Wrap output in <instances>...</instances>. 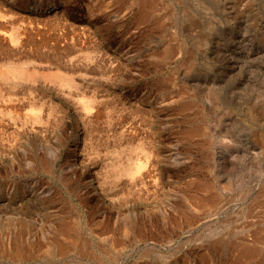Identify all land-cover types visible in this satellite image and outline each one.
Returning a JSON list of instances; mask_svg holds the SVG:
<instances>
[{"label":"rangeland","instance_id":"374dc122","mask_svg":"<svg viewBox=\"0 0 264 264\" xmlns=\"http://www.w3.org/2000/svg\"><path fill=\"white\" fill-rule=\"evenodd\" d=\"M153 1L142 17L140 0H0V25L26 38L0 51L1 67L68 74L103 111L91 126L49 78L14 82L19 130L0 132V264H264V0ZM44 86L56 107L24 125ZM131 142L155 151L137 184L106 166Z\"/></svg>","mask_w":264,"mask_h":264},{"label":"bare ground","instance_id":"6f19581e","mask_svg":"<svg viewBox=\"0 0 264 264\" xmlns=\"http://www.w3.org/2000/svg\"><path fill=\"white\" fill-rule=\"evenodd\" d=\"M142 3H144V5L142 4ZM140 4L142 5V7H141V11H140V14L142 15V17H145L146 16V14H147V8H146V6L145 5H147V7H151V6H153L154 5V1L153 0H140ZM4 7V6H3ZM2 8V7H1ZM7 8V7H6ZM9 8V7H8ZM7 10V9H6ZM4 12V15H9L8 14V12L7 11H3ZM7 14H6V13ZM12 13V12H11ZM51 13V12H50ZM56 13V12H55ZM14 14V13H13ZM12 14V15H13ZM49 16V15H48ZM52 16V15H51ZM54 16V15H53ZM4 16H2V14L0 15V18H3ZM5 17H7V16H5ZM4 17V18H5ZM10 17V16H9ZM13 17V16H12ZM25 17V16H24ZM23 17V18H24ZM4 18H3V20H4ZM11 18V17H10ZM15 18V17H14ZM6 19H8V18H6ZM12 19V18H11ZM11 19H9V20H11ZM16 19V18H15ZM19 19V18H18ZM20 19H21V17H20ZM19 19V20H20ZM26 19H27V17H26ZM24 20V19H23ZM1 21V20H0ZM5 21V20H4ZM18 21V20H17ZM43 21H44V19H43ZM55 21H56V17H55ZM6 22V21H5ZM10 22V21H9ZM8 22V23H9ZM16 22V21H15ZM41 22V21H40ZM48 22V21H47ZM53 21H51V23H52ZM8 23H7V25H8ZM11 23V22H10ZM20 23V22H19ZM27 23V22H26ZM46 23V22H45ZM58 23V22H57ZM60 23V22H59ZM3 24H4V22H3ZM6 24V23H5ZM35 24V23H34ZM190 24V23H189ZM13 26H14V24H12ZM16 25V24H15ZM18 25V24H17ZM16 25V26H17ZM1 27H0V51L2 50V49H4V52H5V49L7 50L8 48L10 49V48H16V47H18L19 45L21 46V45H23L24 44V42L26 41V38H24V40H22L21 39V37H20V34L21 33H19L18 31H16V30H14L13 28L12 29H10V30H8L7 28V26H5V25H0ZM24 26H27V25H24ZM30 26V25H29ZM21 27V26H20ZM59 27V26H58ZM193 27V26H192ZM17 28H19L18 26H17ZM25 28V27H24ZM38 28V27H37ZM32 29V28H31ZM34 29V28H33ZM45 29V28H44ZM8 30V31H7ZM27 32H29V30L27 31ZM30 32H32V31H30ZM28 35V34H27ZM33 35V34H32ZM25 37V36H24ZM32 42V41H31ZM31 42H29V43H31ZM203 45V44H202ZM205 45H206V43H205ZM30 46V45H29ZM33 46V45H32ZM31 46V47H32ZM27 47V46H26ZM39 47V46H38ZM44 47V46H43ZM37 48V47H36ZM39 48H41V47H39ZM16 50V49H15ZM23 50V49H22ZM29 50V49H28ZM207 50V49H206ZM11 51H13V50H11ZM35 51H37V49L35 50ZM44 51V50H43ZM209 51V50H208ZM15 52V51H14ZM10 53V52H9ZM29 53V52H28ZM14 54V53H13ZM212 54V53H211ZM3 55V54H2ZM23 55V54H22ZM35 55V54H34ZM37 55V54H36ZM35 55V56H36ZM25 56V55H24ZM19 57V56H18ZM26 57V56H25ZM9 58H11L10 56H9ZM31 58V57H30ZM23 59V58H22ZM3 60V59H2ZM29 60V59H28ZM11 61V60H10ZM22 61V60H21ZM1 62V61H0ZM6 62H7V59H6ZM16 62V61H15ZM34 62V61H33ZM36 62V61H35ZM39 62V61H38ZM36 63L37 65L39 64V63ZM3 63V62H2ZM12 63V62H11ZM28 63H29V61H28ZM27 63V64H28ZM20 64V63H19ZM22 64V63H21ZM20 64V65H21ZM26 64V63H25ZM32 64V63H31ZM34 64V63H33ZM35 64V65H36ZM9 65V64H8ZM30 65V64H29ZM45 65V64H44ZM10 66V65H9ZM12 66V65H11ZM43 66V65H42ZM3 67H6L7 69L6 70H4L3 69ZM3 67H1V64H0V132L1 131H3V132H6V130L7 131H9L11 134H16V133H18V130H19V128L17 127V126H14V125H12V123L14 122V119L16 120L17 118H15L16 117V115H17V113H18V107H20L21 105H18V103H15L14 101V99H13V96L15 95V93L17 92V91H15L16 90V85H15V83L14 82H16V80H18V79H21V80H23V81H25V82H31V83H33V82H35L36 80H37V77H40V80L42 79V81H46V80H48V78H49V81H50V84L51 85H53V89L54 90H56V91H61L60 93H62V94H66V95H68V96H70L71 97V99H73L75 102H77V103H79V105H81L82 106V110H83V112H84V116L87 118V121H88V124L89 125H91V123H92V121L93 120H95L96 118H98V117H101L102 116V114H103V111H101V109H100V107L99 106H97V103L99 102L98 101V98L96 97V95H95V92L94 91H90V94L91 95H88V96H83V95H79L78 96V94H74L76 91H72V89H78L79 87H81L80 86V84L79 83H76V81H75V79H74V77H71L70 75H68V74H64V73H61V72H57V71H53V72H51V71H49V70H47L46 68H41V66H40V68H38V66H37V70H34V69H27V68H23V67H18V65H17V67L16 68H14V67H10V68H8L7 66H3ZM57 68V67H56ZM83 74V73H82ZM84 75V74H83ZM82 75V76H83ZM39 80V81H40ZM21 83H23V82H21ZM28 83V84H29ZM46 83V82H45ZM18 84H19V82H18ZM25 86V85H24ZM23 86V87H24ZM22 88V87H21ZM28 88V87H27ZM30 88V87H29ZM43 88V90H44V92H42V94L39 96V98H38V96H37V99L35 98V99H33L34 100V103L33 104H35L32 108H28L29 110H31L30 111V116H28V117H24L23 119L25 120V118H27L28 119V121H33L34 122V124L35 123H40L41 121H42V117H43V115H41L42 113H41V111L42 110H44L43 109V106L44 107H47L48 108V111H53L54 110V108L56 107L55 105H53L51 102H47V100H50V98L51 97H48L47 95H46V92H47V89H46V87L44 86V87H42ZM29 90V89H28ZM27 90V91H28ZM72 91V93H70ZM15 92V93H14ZM74 92V93H73ZM18 93V92H17ZM34 92H32V94H33ZM80 93V92H79ZM20 94H21V91H20ZM23 94V93H22ZM22 94H21V96H22ZM83 94V93H82ZM29 95H30V93H29ZM37 95V94H36ZM17 96V95H16ZM16 96H14V97H16ZM26 97V96H25ZM24 97V95H23V97L22 98H25ZM30 97H31V95H30ZM29 97V98H30ZM17 98V97H16ZM21 98V97H20ZM32 98V97H31ZM30 98V99H31ZM19 99V98H18ZM20 100V99H19ZM26 101H28L27 99H25ZM24 100V101H25ZM32 100V101H33ZM23 102V101H22ZM38 103V104H40L39 106H37V104L36 103ZM41 102V103H40ZM46 103H48V104H46ZM51 103V104H50ZM192 103V102H191ZM31 104V103H30ZM29 104V105H30ZM32 104V105H33ZM189 104V103H188ZM188 104H187V106H188ZM28 105V106H29ZM28 106H26V107H28ZM186 106V105H185ZM24 106H22L21 108H23ZM26 107H25V109H26ZM25 109H23V113H24V110ZM22 111V110H21ZM25 114V113H24ZM49 114V113H48ZM52 114V113H51ZM55 114V113H54ZM13 115H15V117L13 118L12 116ZM22 115V114H21ZM23 116V115H22ZM21 117V116H20ZM46 117H48L47 115H46ZM44 118V117H43ZM10 123V124H7V123ZM15 123V122H14ZM13 123V124H14ZM26 120L25 121H23V124L24 125H26ZM28 124V123H27ZM17 125V124H16ZM20 125V124H19ZM29 125V124H28ZM30 125H31V123H30ZM79 126V125H78ZM83 126V125H82ZM92 126V125H91ZM24 127V126H23ZM88 127H90V126H88ZM194 127V126H193ZM78 128V127H77ZM86 129V128H85ZM90 129V128H89ZM88 129V130H89ZM201 129V128H200ZM81 130V129H80ZM83 131V133H82V131H81V133H78L76 136L80 139L79 141L81 142V144L82 143H85L86 141H88V143H91V139H90V136H91V134H90V131H92V130H89V131ZM186 131V130H185ZM197 131V127H196V129L194 130L193 128H192V130H189V132L187 133V134H192V133H194V132H196ZM2 132V133H3ZM20 133V132H19ZM90 134V135H89ZM6 136H7V134H5ZM6 136H5V139H6ZM8 136H10V134H8ZM18 136V135H17ZM191 136H193V135H191ZM190 136V137H191ZM9 138V137H8ZM15 138V137H14ZM191 139V138H190ZM1 140V139H0ZM140 140V139H139ZM61 141V140H60ZM135 141V140H134ZM141 142V141H140ZM144 143V142H143ZM3 144V143H2ZM151 145V144H150ZM76 146V145H75ZM77 148L79 147V145H77L76 146ZM76 147H75V149H76ZM127 148H128V151H130V152H128V157H127V159L125 160V161H123V159H122V156H123V154H117V155H115V156H113V160L111 159V160H109V163L108 164H106V166H108V167H111V176H110V178L111 177H115V178H117V179H121L122 177H126L127 178V180L129 181V183H131V184H137V183H139V182H143V180L145 179V178H147L148 176H149V174L152 172V170H153V168H154V161L152 160L153 158L152 157H154L155 156V151H154V149H153V147L151 148L150 146H147L146 144H145V146L142 144H139V145H133V143L131 142V144H129V145H127L126 146ZM132 147H134V148H132ZM135 148H136V150H135ZM156 157H157V155H156ZM81 159H79V161H80ZM84 160V159H83ZM82 161V160H81ZM88 162V161H87ZM86 167V166H85ZM84 167V168H85ZM107 167V168H108ZM86 168H88V167H86ZM109 169V168H108ZM80 170V169H79ZM89 172V171H88ZM92 172V171H91ZM85 174V173H84ZM86 179V178H85ZM92 180V179H91ZM127 182V181H126ZM95 184V183H94ZM97 184V183H96ZM204 183H202V185H203ZM205 184H207V183H205ZM86 185V184H85ZM199 185V184H198ZM210 185V184H209ZM90 186V185H89ZM92 186V185H91ZM96 186V185H95ZM200 186V185H199ZM208 186V185H207ZM94 187V186H93ZM205 187V186H204ZM97 188V187H96ZM95 188V189H96ZM91 189V188H90ZM93 189V188H92ZM94 189V190H95ZM97 189H99V188H97ZM207 190V189H206ZM98 194H100V193H98ZM109 200L111 201L110 203H114V202H112V201H114L113 199H111V198H109ZM205 200V199H204ZM85 201V200H84ZM200 201H202V200H200ZM208 201H210V200H208ZM211 202H213V201H211ZM109 203V202H108ZM206 204V203H205ZM205 204H203V205H205ZM202 205V204H201ZM208 205V204H207ZM105 212H106V210H105ZM101 216V215H100ZM102 217V216H101ZM108 217V216H107ZM45 218V217H44ZM115 218V217H114ZM116 218H117V216H116ZM97 219V218H96ZM106 219V218H105ZM108 219V218H107ZM109 219H110V217H109ZM122 219V218H121ZM103 220H104V218H103ZM99 221V220H98ZM120 221V220H119ZM124 221V220H123ZM110 224V223H109ZM114 224V223H113ZM99 225V224H98ZM102 225V224H101ZM105 225V224H104ZM129 225V224H128ZM133 225V224H132ZM67 226V225H66ZM74 226V225H73ZM109 226V225H108ZM114 226V225H113ZM117 226V225H116ZM70 227V226H69ZM124 227V226H123ZM115 228V227H114ZM68 229V228H67ZM113 229V228H112ZM119 231H120V229H118ZM122 230V229H121ZM71 231V230H70ZM129 231V230H128ZM61 232H66L67 233V231H66V228H64V225H63V227H61ZM76 233H77V231H76ZM116 233H117V230H116ZM124 233V232H123ZM67 234H69V233H67ZM129 234V233H128ZM132 234V233H131ZM134 234V233H133ZM101 235V234H100ZM84 236V235H83ZM125 236V235H124ZM128 236V235H127ZM72 237H74V236H72ZM107 237V236H106ZM122 237H123V235H122ZM158 238H159V236H158ZM77 239V238H76ZM105 240H106V238H104ZM66 240V239H65ZM68 240V239H67ZM66 240V241H67ZM70 240V239H69ZM68 240V241H69ZM74 240V239H73ZM82 241V240H81ZM84 241H86V240H84ZM106 241H108V240H106ZM113 241H115V240H113ZM73 242V241H72ZM110 242V241H109ZM112 242V241H111ZM52 243H55V242H51V244ZM57 243V242H56ZM69 243V242H68ZM79 243V242H78ZM115 243V242H114ZM63 244H65V243H63ZM67 244V243H66ZM71 244V243H70ZM87 244V243H86ZM86 244L85 243H82V244H80V245H75L74 243L73 244H71L72 245V247H74V249H71L72 251L73 250H75L76 251V256L77 255H79L81 258H83V257H85V258H87V256L89 255V253L90 252H92V251H88L87 249V247H86ZM104 244V243H103ZM112 244H113V242H112ZM56 246H57V249H58V251L59 252H65L67 249L64 247L63 248V246H62V244H56ZM104 246V245H103ZM115 248V247H114ZM123 248V247H122ZM241 248V247H240ZM109 249V248H108ZM105 250V249H104ZM96 251V250H95ZM122 251V250H121ZM234 251V250H233ZM239 251V250H238ZM257 248H255L254 246H243V248H242V252L240 253V254H242L243 256H245V257H247V258H249V259H252L253 258V256H255L256 255V253H257ZM119 252V251H118ZM67 253H69V252H67ZM105 253V252H104ZM92 254V253H91ZM96 254V253H95ZM108 254H110V253H108ZM112 255V254H111ZM117 255V254H116ZM70 256V255H69ZM68 256V257H69ZM90 256V255H89ZM96 256V255H95ZM94 256V257H95ZM98 256V255H97ZM108 257V256H107ZM116 256L114 255V258H115ZM118 257V256H117ZM117 257L115 258V259H117ZM102 258V257H101ZM113 258V259H114ZM205 258V257H204ZM79 259V258H78ZM103 259V258H102ZM71 260V259H70ZM87 260V259H86ZM85 260V261H86ZM201 260V259H200ZM112 261V260H111ZM250 261V260H249ZM82 262V261H81ZM80 262V263H81ZM95 262V261H94ZM99 262H101V261H99ZM75 263H76V261H75ZM91 263V262H90ZM96 263V262H95ZM104 263V262H103ZM81 264H83V263H81ZM134 264V263H133ZM136 264H138V263H136ZM199 264H200V262H199ZM203 264V263H202Z\"/></svg>","mask_w":264,"mask_h":264}]
</instances>
